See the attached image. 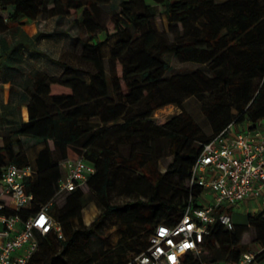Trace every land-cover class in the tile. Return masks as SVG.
<instances>
[{"label": "trees", "instance_id": "obj_1", "mask_svg": "<svg viewBox=\"0 0 264 264\" xmlns=\"http://www.w3.org/2000/svg\"><path fill=\"white\" fill-rule=\"evenodd\" d=\"M108 1L0 0V33L10 29V22L79 10L78 19L88 32L87 38H81L82 57L91 66H76L58 57L37 69L27 89L29 119L0 142V176L9 162L36 168L26 185L34 195L32 204L19 212L8 211L19 213L22 219L51 200L55 206L61 162L69 157L71 145L84 139L83 158L95 166L87 184L100 196L103 212L89 227L74 226V219L82 221L84 191L79 187L69 192L64 208L54 213L64 238L55 232L40 236L35 264H126L148 246L157 224L178 221L190 196L196 199L200 194V187L187 181L203 144L231 124L264 118V0H124L121 9L101 24L96 20L98 5ZM160 14L168 20L167 31L155 24ZM113 37L107 70L103 44ZM168 55L181 62L206 64L209 72L199 68L167 76L172 68ZM169 83L182 96H209V101L203 100V111L211 123L210 135L201 133L200 123L184 108L161 124L154 120L156 109L181 103L163 93ZM93 119L97 124H90ZM163 139L173 156L165 172L159 169L161 155L156 154ZM137 140L141 147H134ZM32 144L42 146L34 160L28 150ZM122 144L133 147L129 155L119 153ZM114 166L137 172L134 180L149 186L148 198L111 203ZM114 212L125 216V234L135 221L143 225L142 234L133 230V242L140 243L138 250L130 251L134 244L122 236L106 252L79 259L65 256L75 242H87ZM248 219L245 226L234 221L232 229L214 223L200 252L187 253L181 264L237 263L250 251V245L242 241L250 227L256 229L254 243L261 246L255 259L263 260L264 207Z\"/></svg>", "mask_w": 264, "mask_h": 264}, {"label": "built area", "instance_id": "obj_2", "mask_svg": "<svg viewBox=\"0 0 264 264\" xmlns=\"http://www.w3.org/2000/svg\"><path fill=\"white\" fill-rule=\"evenodd\" d=\"M233 126H236L233 129ZM64 173L57 194L71 192L95 172L83 156L61 162ZM33 164L7 163L0 176V264H35L40 236L55 232L64 238L62 224L50 211L53 200L40 206L26 219L19 212L32 204L34 195L27 181L34 177ZM188 184L200 187L190 196L182 216L173 224L161 222L149 235L148 246L126 264H181L189 252L199 253L212 225L234 227L231 208L253 199L264 207V118L257 122L231 124L203 144ZM3 197H8L5 202ZM254 202V203H255ZM10 209L17 211L8 212ZM256 252H245L237 263L253 264ZM203 264H209L204 262Z\"/></svg>", "mask_w": 264, "mask_h": 264}, {"label": "rangeland", "instance_id": "obj_3", "mask_svg": "<svg viewBox=\"0 0 264 264\" xmlns=\"http://www.w3.org/2000/svg\"><path fill=\"white\" fill-rule=\"evenodd\" d=\"M123 1L124 0H110L99 4V16L96 17V20L104 24L114 13L121 9ZM4 13L5 11L3 10L2 14ZM81 13L82 11L79 10L67 15H55L50 17L40 15L29 23L20 21L9 23L10 29L0 33V48L4 52L2 55L3 59L1 60V66L3 65L4 70L3 73H0V77L5 74L7 80H12V82L6 84L7 89L12 83V85L21 87V90H25V86L32 82L40 62L47 57L58 56L76 66L87 68L91 66L90 63L86 62L82 57L81 38H87L88 32L78 19ZM155 24L160 30L167 31L169 29L168 20L163 14L155 18ZM99 36L103 37L104 33H99ZM115 40L116 37H113L103 44L107 70L109 69L108 59L111 46ZM166 58L172 65V68L167 72V76L190 73L199 68L209 72V68L206 64L194 61L181 62L175 55H168ZM50 70L51 72H58L54 68ZM83 77L88 80L87 75H83ZM163 93L166 96L170 95V97L180 99L181 103H169L156 109L153 115L156 122L161 124L170 117L180 113L184 108L200 123L202 127L201 133L210 135L213 132L211 123L203 111V100H210L208 95H204L203 97H199L198 95L182 96L183 92L178 93V89L172 83H169L163 88ZM162 95L163 94H161V96ZM90 124H97V119H93ZM235 128L236 126H233V129ZM83 140L84 139L71 145V158L83 156ZM160 141L161 145L158 144L156 146V154L161 155L158 159V167L162 172H165L173 156L168 152L167 141L164 139ZM141 144L142 143L137 140L134 147H141ZM37 147H39V145L35 146L33 144L28 147L30 160L34 159ZM132 148L133 147L130 145L122 144L119 153L125 156L129 155ZM136 175L137 172H125L118 166L113 167L112 176L115 181L109 191V201L111 203L119 205L132 199L148 198L149 186L145 182H136L134 180ZM81 188L84 191L83 201L85 202V206L82 209V221L78 218L74 219V226L84 228L91 226L92 222L103 212L104 206L101 203L98 193L91 189L87 183L83 184ZM67 195V192H61L56 195L54 199L55 206L53 207L52 204L50 210L53 214L64 208ZM254 202L255 201L251 199L248 201V205L242 203L231 208L233 220L236 224L241 226L247 225L249 222L248 216L257 213L263 208L261 205ZM124 217L125 216H121L115 212L111 213L104 219L97 229V232L90 235L87 242H75L65 252V256L71 259H79L80 257L91 255L94 252H106L116 247L122 236L126 237L130 244H134V249L130 251L133 252L138 250L140 243L133 242L135 240L133 230L142 234L144 232L143 225L135 221L132 227L129 228L128 233L125 234L123 233V225L125 224ZM255 237L256 229L250 227L242 238L243 242L250 245V251L253 252L261 249L259 244L254 243ZM58 250L61 252L64 250L61 244H59ZM137 254L138 252L135 253V256Z\"/></svg>", "mask_w": 264, "mask_h": 264}, {"label": "crops", "instance_id": "obj_4", "mask_svg": "<svg viewBox=\"0 0 264 264\" xmlns=\"http://www.w3.org/2000/svg\"><path fill=\"white\" fill-rule=\"evenodd\" d=\"M35 19H22L20 22H32ZM37 43V41L35 40ZM4 54L3 50L0 48V73H3L4 67L1 66L2 55ZM58 58V56H51L44 59L40 62L38 69L43 68L44 66L53 63V60ZM13 65V64H12ZM14 67V66H11ZM12 82V80H7L5 74L0 77V142L3 138L13 133L15 130H18L21 124L24 121L29 119L28 113V102L29 94L27 89L31 86H25V90H21V87L16 85H11L6 87V84ZM42 146L39 145V150ZM72 157L71 148L69 149V157ZM35 159V158H34ZM33 159V160H34ZM62 172L64 173V168L61 166ZM246 243V242H245ZM253 264H264L263 260H256Z\"/></svg>", "mask_w": 264, "mask_h": 264}]
</instances>
